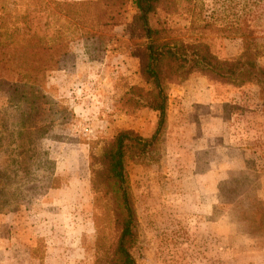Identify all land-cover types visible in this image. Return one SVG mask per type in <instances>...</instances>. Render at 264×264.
<instances>
[{"label":"rangeland","instance_id":"1","mask_svg":"<svg viewBox=\"0 0 264 264\" xmlns=\"http://www.w3.org/2000/svg\"><path fill=\"white\" fill-rule=\"evenodd\" d=\"M84 1L0 0V46L40 38L54 44L57 62L44 77L41 111L25 122L40 130L30 149L25 137L5 140L26 108L0 91V171L9 179L0 191V264H105L118 226L97 184L98 158L118 129L148 136L154 127L151 110L121 103L129 85H142L133 7L114 10L120 21L100 29L67 5ZM198 1L205 14L220 10ZM179 18L174 26L188 25ZM204 39L220 58L241 51L237 38ZM255 52L264 67V36ZM126 175L135 264H264V91L256 85L196 72L170 85L164 128L146 163L127 162Z\"/></svg>","mask_w":264,"mask_h":264},{"label":"trees","instance_id":"2","mask_svg":"<svg viewBox=\"0 0 264 264\" xmlns=\"http://www.w3.org/2000/svg\"><path fill=\"white\" fill-rule=\"evenodd\" d=\"M128 2L134 9V29L141 38L137 57L142 85H129L121 96V103L134 110H151L155 121L148 136H141L130 129H118L105 142L98 158L101 168L95 171L97 184L108 200L118 226L105 264H135L136 221L128 191L126 163H146V157L165 125L169 86L196 72L236 85L254 84L264 91V67L257 64L255 52L257 40L264 36V0H214L213 4L218 2L220 10L213 6L208 14H205L203 3L198 0H86L67 5L74 10L79 9L74 17L80 13L78 17L83 26L87 21H94V25L101 29L117 24L120 20L111 12ZM229 9H233L229 13L231 16L227 15ZM179 15L187 19V26H174L176 19H180ZM101 19L104 20L102 25L99 23ZM213 33H218L222 38L239 39L240 53L232 58L215 56L210 51L207 39H204ZM20 37L21 42L16 47L8 42L0 46V91L8 102L17 101L26 108L18 129L8 131L9 137L5 140L13 144L17 142L16 139L25 137V149H30L35 132L40 130L27 129L25 122L29 116L41 111V100L45 97L42 85L46 72L57 65L56 48L54 44L45 45L40 38L24 43V36ZM3 139L0 138V148ZM23 146L16 145L19 148L17 154L23 151ZM20 161L12 159L20 171H26ZM8 180L0 171V191L7 188ZM44 180L46 187L55 185L53 176H47ZM25 181L30 182L31 179ZM90 264L97 263L92 261Z\"/></svg>","mask_w":264,"mask_h":264}]
</instances>
